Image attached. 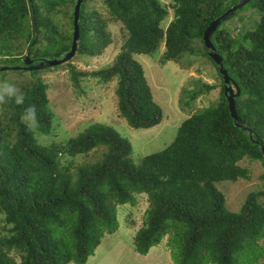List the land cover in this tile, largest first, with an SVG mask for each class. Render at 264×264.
Segmentation results:
<instances>
[{"label":"trees","instance_id":"1","mask_svg":"<svg viewBox=\"0 0 264 264\" xmlns=\"http://www.w3.org/2000/svg\"><path fill=\"white\" fill-rule=\"evenodd\" d=\"M76 1L0 0V62L12 67L21 61L25 66L26 52L37 60L48 53L47 47L61 58L72 44ZM104 2L111 20L123 25V45L106 68L90 72L71 67L75 89L82 75L116 81L117 110L127 124L134 129L159 124L163 110L135 56L156 53L164 44L163 61L198 55L207 57L218 72L219 84L200 80L186 93L188 105L217 88L219 97L186 117L166 148L135 166L131 143L101 123L65 143L42 144L37 133H50L54 115L48 86L36 77L11 82L24 102L0 101V264H85L105 235L117 231L118 205L141 194L148 206L133 239L140 254L168 235L175 264H264V248L259 247L264 239V190L250 192L234 212L216 187L224 180L250 179L248 167L239 164L242 160L264 163L261 144L255 141H264V0L246 4L213 37L240 89L236 110L250 131L236 126L223 76L203 39L208 25L238 0H172L174 19L166 28L162 22L168 7L160 0ZM88 3L83 0L81 6L77 51L101 55L112 34L108 21L88 9ZM247 6L259 12V21L255 29L235 35L229 22ZM65 8L71 33L53 19ZM30 107L35 110L32 127L22 119ZM97 148L104 149L102 158L77 164L76 157Z\"/></svg>","mask_w":264,"mask_h":264},{"label":"rangeland","instance_id":"2","mask_svg":"<svg viewBox=\"0 0 264 264\" xmlns=\"http://www.w3.org/2000/svg\"><path fill=\"white\" fill-rule=\"evenodd\" d=\"M160 1L168 7V15L162 22L163 28H166L174 19L173 2L172 0ZM87 8L101 13L102 17L108 21L107 29L112 34L111 44L101 55L81 54L77 51L68 62L46 69L0 70V87L16 81L26 82L33 77L41 78L47 84L49 105L54 115L50 133H37L42 144L65 143L91 124L101 123L113 127L131 143L130 160L135 166H139L146 155L163 150L174 140L181 122L186 117L216 102L219 97V88L204 93L190 105L186 103V93L199 85L200 80L211 85L219 84L218 72L207 57L198 55H187L180 62L163 61L164 44L156 53L136 55V59L143 66L154 100L164 114L159 124L150 128L134 129L118 113L116 81L103 83L95 76L82 75L79 87L75 89L73 85L71 67H75L77 71L90 72L106 68L111 65L123 45V25L119 21L111 20L104 0H89ZM65 9L66 11L54 16L53 19L59 23L62 31L71 33L70 12L68 8ZM250 10L249 6L245 7L243 12L229 22L235 29V35L238 32V35H242L246 31L255 29L260 14ZM197 45L200 44L197 43ZM55 50L47 47L48 53L45 56L40 55L37 60L57 58ZM0 66L4 65L0 62ZM15 66L24 67L21 61ZM103 151V148H97L87 156L76 157V162L80 164L97 161L102 158ZM239 164L248 167L250 179L241 178L236 182L224 180L216 183V187L225 195L226 207L234 212L240 210L250 192L264 190V163L261 160L251 161L246 158ZM147 206V196L144 194L137 195L132 203L118 205L117 231L105 235L95 253L85 264H175L167 244L168 235L160 244L152 246L147 254H140L135 250L133 239L142 225ZM2 218L3 215L0 213V221ZM260 246L264 248V239L259 242ZM177 253L179 255L178 250ZM260 258L264 259V257Z\"/></svg>","mask_w":264,"mask_h":264},{"label":"water","instance_id":"3","mask_svg":"<svg viewBox=\"0 0 264 264\" xmlns=\"http://www.w3.org/2000/svg\"><path fill=\"white\" fill-rule=\"evenodd\" d=\"M254 0H238V2L227 9L225 12H223L220 16H218L216 19H214L206 28L203 39L205 42V46L209 50L210 57L215 61V63L219 66L220 74L223 76V81L225 85V97L228 100L229 108L231 112V116L233 120L236 123V126L244 129L249 130L250 128L245 125L236 110V98L238 97L240 93V89L237 86L236 82L231 78L229 75L227 69L224 67L223 64V56L216 50V46L213 42V37L218 29V27L229 20L231 17L235 16L246 4ZM83 0H77L76 4L74 6V21H73V38H72V44L69 48V50L65 51L62 54L61 58H41L39 60L32 58L30 56V51H28L25 55V58L23 59V62L27 65V69L30 70H41L46 69L49 67L57 66L62 63L68 62L72 57H74L77 53L78 47H79V37H80V13H81V6H82ZM18 68H25V67H9V66H3L0 69L7 70V69H18ZM256 142H259L261 144L263 153H264V141L256 139Z\"/></svg>","mask_w":264,"mask_h":264},{"label":"clouds","instance_id":"4","mask_svg":"<svg viewBox=\"0 0 264 264\" xmlns=\"http://www.w3.org/2000/svg\"><path fill=\"white\" fill-rule=\"evenodd\" d=\"M8 99H14L16 104H22L24 102V96L21 94L16 86L12 83H6L0 87V101ZM23 120L29 122V127L35 125V110L34 108H27L25 114L22 117Z\"/></svg>","mask_w":264,"mask_h":264},{"label":"flooded vegetation","instance_id":"5","mask_svg":"<svg viewBox=\"0 0 264 264\" xmlns=\"http://www.w3.org/2000/svg\"><path fill=\"white\" fill-rule=\"evenodd\" d=\"M34 59H35V58H34ZM24 67H25V69H26V68H27V65H25Z\"/></svg>","mask_w":264,"mask_h":264}]
</instances>
